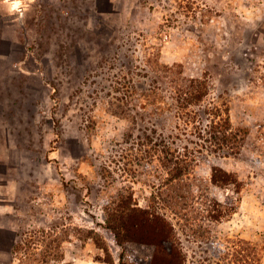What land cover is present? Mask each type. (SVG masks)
Wrapping results in <instances>:
<instances>
[{"label": "rangeland", "instance_id": "obj_1", "mask_svg": "<svg viewBox=\"0 0 264 264\" xmlns=\"http://www.w3.org/2000/svg\"><path fill=\"white\" fill-rule=\"evenodd\" d=\"M0 34V264H147L114 240L128 208L173 226L182 264H264V0H0ZM166 67L206 85L180 117ZM220 118L235 153L205 141ZM165 148L194 152L167 185Z\"/></svg>", "mask_w": 264, "mask_h": 264}, {"label": "trees", "instance_id": "obj_2", "mask_svg": "<svg viewBox=\"0 0 264 264\" xmlns=\"http://www.w3.org/2000/svg\"><path fill=\"white\" fill-rule=\"evenodd\" d=\"M164 69L171 78L170 82L172 83V86L176 89V95H171L172 99H176V102H172L170 109L175 108V111L180 117L183 107L185 108L188 106L187 104L196 103L197 100L199 101L203 99V96L207 94L205 90L206 85L201 79L187 78L182 76L181 73L179 75V71L177 73L174 67H166ZM180 99L185 100L186 103L182 102ZM154 102L155 101H152L151 105ZM210 130L211 139L205 138V141L211 143L210 145H212V151L219 152L226 150L231 154L237 152L241 146L243 137H239V134H233L229 118H220L215 120L213 125H211ZM152 131L154 130L152 129ZM173 136L174 135L169 136L170 138H173H171V143L176 144L177 142L175 141V138H181L179 135H175V138ZM165 145H167V143ZM187 148V146L184 147V149ZM162 150L172 156H166L164 159L165 162H163L165 167L168 168V174L170 175L167 181H165L166 185L172 180L184 179L191 174L189 159L193 160L190 154L194 152L189 151L181 153L178 148L174 150L165 148ZM169 162H172L173 165H169ZM212 182L217 186H226L229 184L239 185L238 181L232 177L231 173L223 170L222 168H213ZM235 204L236 203L233 198H227L225 201V214L229 215L232 211H234ZM127 211L129 215H131L129 217L133 218V222L131 224L124 223L127 216L126 213L120 216V231L114 230L113 228V237L117 243L123 245L121 237L123 234V236L126 237V240H135L142 243L145 241L147 244H151L150 246H152L153 252L151 254V260H148L147 264H157L161 256H164L160 259L162 264H182L181 250L178 247H175L173 226H171L165 218H160L161 221L158 222L159 217L156 214L143 208H128ZM222 212L223 211L220 212V215ZM140 228H142V230H140Z\"/></svg>", "mask_w": 264, "mask_h": 264}, {"label": "crops", "instance_id": "obj_3", "mask_svg": "<svg viewBox=\"0 0 264 264\" xmlns=\"http://www.w3.org/2000/svg\"><path fill=\"white\" fill-rule=\"evenodd\" d=\"M71 264H98V263L88 258H74V260L71 261Z\"/></svg>", "mask_w": 264, "mask_h": 264}, {"label": "flooded vegetation", "instance_id": "obj_4", "mask_svg": "<svg viewBox=\"0 0 264 264\" xmlns=\"http://www.w3.org/2000/svg\"><path fill=\"white\" fill-rule=\"evenodd\" d=\"M2 33V32H1ZM0 51H6V49L8 48V49H10V42H9V40L8 39H6L4 36H1V34H0ZM4 43H5V45H4Z\"/></svg>", "mask_w": 264, "mask_h": 264}]
</instances>
